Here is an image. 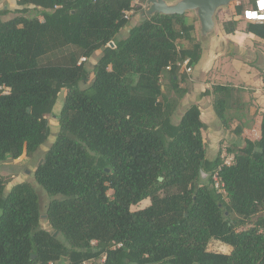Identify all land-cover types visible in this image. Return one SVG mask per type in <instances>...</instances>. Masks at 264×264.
Segmentation results:
<instances>
[{
	"label": "trees",
	"instance_id": "obj_1",
	"mask_svg": "<svg viewBox=\"0 0 264 264\" xmlns=\"http://www.w3.org/2000/svg\"><path fill=\"white\" fill-rule=\"evenodd\" d=\"M17 4V15L0 19V162L31 155L48 140L47 116L62 89L65 96L59 131L34 171L51 196V230L40 225L32 184L5 192L0 176V264L61 257L66 264H264V104L258 138L242 134L243 123L234 126L230 164L221 149L207 156L199 106L177 113L189 91L183 62L192 67L202 55L195 19L156 13L120 36L132 0ZM245 8L236 3L235 14ZM238 21L224 22V31L233 33ZM245 31L264 40V21L248 22ZM67 47L77 52L38 62ZM97 51L86 83L84 60ZM234 90L213 83L200 93L214 95L226 128ZM215 170L224 192L214 187ZM144 199L148 205L132 209ZM211 239L231 250L208 249Z\"/></svg>",
	"mask_w": 264,
	"mask_h": 264
},
{
	"label": "rangeland",
	"instance_id": "obj_2",
	"mask_svg": "<svg viewBox=\"0 0 264 264\" xmlns=\"http://www.w3.org/2000/svg\"><path fill=\"white\" fill-rule=\"evenodd\" d=\"M239 2H242L243 8L248 7L251 4L249 0H232L226 7L218 9L215 14V30L212 35L205 41L201 40V38L199 37L197 30L198 23L193 12H185L188 19L193 21L195 19L194 36L195 40L199 42L202 47L201 59L203 66L200 68L201 70L199 74H197V71H194L192 67L190 71H186V83L189 90L191 89L192 91H188L189 93H186L185 96L182 98V101L177 109L178 114H180L184 110V108L194 99L203 97L199 95L198 91H196L198 88H202V86H208V88H210L213 83L231 84L233 86L236 85L240 88L241 91H239V93L233 91L230 97L232 98L237 94H240L243 99L245 97L253 96L251 92L252 85L258 84L264 89V55L257 51L260 50L261 47H257L258 44H256V41H254L253 39L249 40L246 38L247 32L245 31V28L248 22L245 21L241 16H239V21L236 26V30L233 32L235 39L243 40L241 42L245 41L244 45H241V49L237 47L236 51L234 43L229 41L228 39L226 40L223 38V23L227 20L233 19L232 12H235L234 5ZM132 3L134 4L135 9L128 14V25L120 31V36H125L127 34V29L135 23L139 22L140 19L143 17L144 11L147 9L146 0H132ZM19 8L21 7L17 4V0H0V11L5 10V12L0 15V19L6 20L17 15V9ZM181 43L185 45L187 44L186 41H181ZM238 50L241 51L239 52ZM71 51L77 52L74 47H67L63 50L52 52L42 56L38 62H56L60 60L62 55L69 54V52ZM99 54L100 51H97L91 57L85 60L81 57H79L78 59V62L82 60H84L85 62V66L89 75L86 83H89L93 77L92 67L96 63ZM235 58L238 60L236 61V64L231 63L232 59ZM211 60L214 63L210 67ZM229 62L230 64L227 65ZM192 88H195V90ZM208 95H211L213 101L214 95ZM64 96L65 89H62L58 94L52 113L47 116L51 128V134L48 140L31 155H26L25 153H23L20 157L16 159H7L5 161L0 162V176L6 182L5 192H7L14 184L22 181H27L31 183L32 186L35 188L40 203V211L42 214L40 218V225L47 230H51V227L46 219L45 211L47 204L51 199V196L45 191V189L41 185L36 182L34 178V171L36 169L37 164L41 161L45 151L48 149L49 145L54 141L55 136L59 131L58 115L60 113ZM204 120L208 123L209 127L205 136L207 156L209 158L215 157L219 149H221V154H226L225 150L232 143V134H234L233 128L238 122L231 121L230 127L226 128L227 131L224 130L221 137L219 138L218 146H216L215 148H210L209 141L211 142L210 139L212 138L211 136L209 137V134L211 133V128L215 127L218 122L215 120ZM254 124V121L251 122V126ZM109 193H111V191H109ZM143 204L144 203H139L137 205H134L132 206V209L141 208L144 206ZM215 241H217V239H215ZM212 242H209L210 244H208V249L210 250L221 252L231 250L229 248L226 249V246H228V244L222 243L221 241H219V244H221L220 248H218V245ZM54 264H66V260L65 258L61 257ZM89 264L101 263L99 260H92L89 261Z\"/></svg>",
	"mask_w": 264,
	"mask_h": 264
},
{
	"label": "crops",
	"instance_id": "obj_3",
	"mask_svg": "<svg viewBox=\"0 0 264 264\" xmlns=\"http://www.w3.org/2000/svg\"><path fill=\"white\" fill-rule=\"evenodd\" d=\"M232 13H233V18L238 19V15H236L235 12H232ZM223 38L226 40L228 39L229 41L233 42L234 46L236 47V51H237V47L239 49H241V45H244V43H245V41L241 42L243 40L235 39L233 33H226L225 31L223 34ZM246 38L249 40L253 39L254 41H256V44H258L257 47H261V49L257 50V51H259L260 53H262V55H264V50H263L264 49V40L263 39L257 38L251 33H247ZM238 51L240 52L241 50H238ZM236 61H238L236 58L232 59L231 63L236 64ZM213 63L214 62L211 60L210 61V67ZM229 64H230V62L227 65H229ZM245 65H247V64H245ZM202 66H203V63H202V59L200 58L198 63H196L194 66H192V68L194 71H197V74H199L200 70H201L200 68ZM234 87H235L234 91H236L238 93H239V91H241L238 86L234 85ZM206 88H208V86H202V88H198L196 91H198V93L200 95V92L204 91ZM192 89L195 90V88H192ZM191 91L192 90L190 89L189 92H191ZM189 92H187V94ZM251 92H252L253 96L245 97L244 99L240 96V94H237L236 96L229 99L228 109L226 110V113L228 114V116H230L232 118V121L241 122L244 124L242 134H244L246 137H248L250 139H256L260 135V120H261V113H262L263 104H264V89L260 85L256 84V85L251 86ZM191 103H195L199 106L200 118L204 122V129L202 130V134H203V138H204L205 143H206L205 136L207 134V130L209 129V127H208V123L204 119L209 120V121L215 120L218 122V124H216L215 127L211 128V133L209 134V137L211 136V138H212V139H210L211 142L209 141V147L215 148L216 146H218V140L221 137L223 131L224 130L227 131V129H226V127H224L221 124L220 119L217 117V115L215 113L211 95H204L203 97H200L198 99H194ZM191 103H189V104H191ZM253 121L255 122V124L251 126V122H253ZM231 141H232V143L237 141V135L232 134ZM141 203H144L143 205L146 206L149 204V199H144V200H142ZM210 242L218 245L217 246L218 248L221 247V244H219L220 242L218 240L215 241V239H211ZM228 248L231 249V247L229 245L226 246V249H228ZM229 251H223V252L228 253Z\"/></svg>",
	"mask_w": 264,
	"mask_h": 264
},
{
	"label": "water",
	"instance_id": "obj_4",
	"mask_svg": "<svg viewBox=\"0 0 264 264\" xmlns=\"http://www.w3.org/2000/svg\"><path fill=\"white\" fill-rule=\"evenodd\" d=\"M232 0H146L147 9L143 18L156 13L162 15L184 14L191 11L197 19L201 40H207L215 30V14ZM42 161V160H41ZM40 161V162H41ZM39 162V163H40ZM57 232L54 233L56 235Z\"/></svg>",
	"mask_w": 264,
	"mask_h": 264
},
{
	"label": "built area",
	"instance_id": "obj_5",
	"mask_svg": "<svg viewBox=\"0 0 264 264\" xmlns=\"http://www.w3.org/2000/svg\"><path fill=\"white\" fill-rule=\"evenodd\" d=\"M131 11H126L124 16L128 18V14ZM247 22H263L264 21V0H256L255 5L249 6L243 10V14L241 16ZM83 59V58H82ZM187 60L183 62V66L186 71H190L191 67L187 66ZM226 152V151H225ZM221 159L223 164H230L232 162V156L226 154H221ZM220 168H218L219 170ZM218 170H215L212 173V180L214 183V187L217 188L219 192H224L223 183L220 180ZM121 243L114 244L113 247L121 246ZM52 264V263H50ZM82 264H89V261H84Z\"/></svg>",
	"mask_w": 264,
	"mask_h": 264
}]
</instances>
